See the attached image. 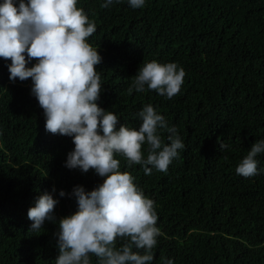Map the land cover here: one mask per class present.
Here are the masks:
<instances>
[{
	"label": "trees",
	"instance_id": "16d2710c",
	"mask_svg": "<svg viewBox=\"0 0 264 264\" xmlns=\"http://www.w3.org/2000/svg\"><path fill=\"white\" fill-rule=\"evenodd\" d=\"M105 2L77 0L96 24L87 42L103 57L99 106L117 115L118 130L138 129L137 114L151 104L185 145L166 173L146 175L143 165L115 156L154 201L161 235L152 264H264V153L256 157L258 175L236 173L251 145L264 140V0H145L139 9L129 0ZM153 60L186 72L172 99L128 92L139 67ZM10 64L0 58V264H55L58 221L78 208L59 192L91 191L103 178L65 167L72 138L46 131L31 79L11 81ZM160 134L167 144L168 133ZM44 193L59 201L56 220L31 232L28 210ZM97 260L91 255V264Z\"/></svg>",
	"mask_w": 264,
	"mask_h": 264
},
{
	"label": "clouds",
	"instance_id": "9594fccd",
	"mask_svg": "<svg viewBox=\"0 0 264 264\" xmlns=\"http://www.w3.org/2000/svg\"><path fill=\"white\" fill-rule=\"evenodd\" d=\"M18 2V8L14 0L0 4V58L11 61L9 79H31V94L43 109L46 131L72 138L75 147L68 153L65 167L85 174L94 170L103 178L91 191L76 186L71 194L59 192L60 197L75 198L78 208L58 221L55 264H91V255L98 258L97 264H152L153 249L161 235L154 201L145 198L130 173L120 171L115 156L122 155L129 167L143 165L146 175L153 169L166 173L185 147L177 129L169 127L165 117L148 104L137 114L142 121L138 129L120 125L117 130V115L98 103L102 92L97 66L103 57L87 42L96 24L77 7V0ZM112 3L106 0L101 7ZM129 5L143 8L145 0H129ZM33 59L37 63L27 67ZM185 75L176 63L145 62L128 92L153 90L172 99L180 92ZM165 131L167 144L160 134ZM260 153H264V140L251 145L236 173L245 178L258 175L256 157ZM58 203L49 193L37 198L27 214L31 232L41 231L46 221L55 222Z\"/></svg>",
	"mask_w": 264,
	"mask_h": 264
}]
</instances>
